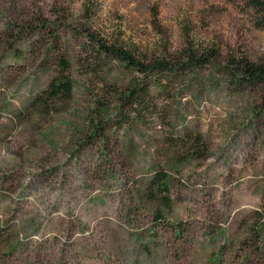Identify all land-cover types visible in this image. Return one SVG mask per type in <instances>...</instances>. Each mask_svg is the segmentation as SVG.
<instances>
[{
	"label": "rangeland",
	"instance_id": "obj_1",
	"mask_svg": "<svg viewBox=\"0 0 264 264\" xmlns=\"http://www.w3.org/2000/svg\"><path fill=\"white\" fill-rule=\"evenodd\" d=\"M254 18L245 0H0V264H264V84L228 67L264 62ZM87 30L140 59L217 56L144 74Z\"/></svg>",
	"mask_w": 264,
	"mask_h": 264
},
{
	"label": "trees",
	"instance_id": "obj_2",
	"mask_svg": "<svg viewBox=\"0 0 264 264\" xmlns=\"http://www.w3.org/2000/svg\"><path fill=\"white\" fill-rule=\"evenodd\" d=\"M246 5L254 13V24L258 28H264V0H245ZM87 45L92 48V52L99 55L111 56L118 59L128 69H133L141 73L167 71L173 68L181 67L183 69L191 65H203L211 62L217 56L216 50L203 48L195 49L190 45L183 49L178 56L171 59L144 58L140 59L133 54L131 50L124 48L117 40H110L96 35L94 32L87 30L86 34ZM94 48V49H93ZM90 51V52H91ZM232 67L239 72L240 80H244L250 84H264V62H251L250 60L241 57L238 59L232 58ZM72 90L71 82L66 79L54 80L49 85L48 93L54 97L68 98ZM264 104V101H263ZM161 190L165 191V183L160 182Z\"/></svg>",
	"mask_w": 264,
	"mask_h": 264
}]
</instances>
